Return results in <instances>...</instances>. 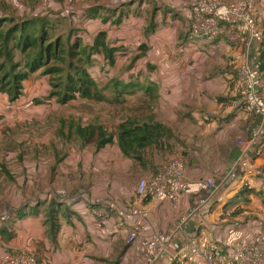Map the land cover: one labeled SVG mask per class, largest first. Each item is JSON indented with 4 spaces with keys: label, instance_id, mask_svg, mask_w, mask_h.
Returning <instances> with one entry per match:
<instances>
[{
    "label": "crops",
    "instance_id": "obj_1",
    "mask_svg": "<svg viewBox=\"0 0 264 264\" xmlns=\"http://www.w3.org/2000/svg\"><path fill=\"white\" fill-rule=\"evenodd\" d=\"M189 2L157 0V6L165 8V20L167 16L189 20L190 11L182 7L183 3ZM258 7L261 11L259 26L264 37V0H258ZM156 23L155 28L149 29V42L142 38L148 55L158 45L154 43L159 40L158 37H163L168 31L161 23ZM163 44L165 48H172L165 39ZM175 49L179 55L185 53L174 65L166 62L168 60L145 62L156 68L159 66L162 72L163 68L166 70L164 75L157 77L162 102L155 120L167 125L175 136L174 124L187 119L184 116L190 117L191 124H194L190 131L201 134L200 139L193 142L203 149L205 161L201 160L198 151L192 155L196 158L193 166H190L188 159H182L187 177L190 180L214 177L220 183L216 185L214 193H184L179 202L140 198L137 194L139 179L151 178L163 159L154 156L145 161L146 166H138L141 171L138 174L132 171L134 161L126 156L123 165L125 172L104 171L105 147L116 142L121 156H124L119 140L115 138L113 143L101 148L96 146L97 139L84 142L77 152L68 151L67 155L48 157L46 161L37 154L29 180L31 205H36L33 209L35 214L24 228L19 221L11 226H7V223L0 225V263L6 252L25 249L23 242L27 237H30V249L35 251L39 264H163V260L152 263L147 258L143 241L152 233L174 234L166 256L178 255L186 248L188 235L201 229L211 231L217 241L224 240L232 225H238L249 240L264 233V155L253 160V165L261 169L262 177L247 174L245 168L238 164L242 155L238 141L251 137L258 117L241 105L236 86L237 71L247 60L259 61V54L255 48L248 49L244 41H232L227 35L215 42L185 35L182 46ZM213 51H217L219 56L217 64L227 62L229 67L225 74L211 72L214 61L206 64L199 61L203 54ZM173 66L175 69L178 67L180 74L184 75L170 76ZM187 68L192 69L190 75L185 74ZM203 70L210 73L202 75ZM146 83L149 84V81ZM180 102L186 105L181 107ZM164 143L166 147V139ZM216 158L219 164L217 169ZM54 165L56 168H52ZM130 169L131 172H128ZM8 181L6 175L0 173V213L7 208L8 196L12 200L10 210L17 211L24 200L23 190L28 188L23 186V180L11 183L13 185ZM246 182L250 184V189L245 201L240 200L238 195ZM52 201L63 205V212L68 210L60 216L56 235L50 231L49 222L42 221L40 212L44 205H50ZM111 202L123 209L137 206L147 210L144 226L136 232L134 241H129V234L134 231L135 221L121 226L120 214L110 208ZM99 211L106 215V220L102 219ZM229 213L239 222L230 224ZM185 216L188 219L182 224Z\"/></svg>",
    "mask_w": 264,
    "mask_h": 264
},
{
    "label": "rangeland",
    "instance_id": "obj_2",
    "mask_svg": "<svg viewBox=\"0 0 264 264\" xmlns=\"http://www.w3.org/2000/svg\"><path fill=\"white\" fill-rule=\"evenodd\" d=\"M195 1L183 3L182 7L190 11ZM157 5V0H0V30H8L10 38L22 34L17 31L20 26L24 27V34L35 31L37 36L42 34L43 28L40 27H45L51 37L50 41L47 40L49 43L64 39L66 49L81 44L77 48V51L84 50L80 56L73 60L65 56L62 62L52 59L50 65L63 67L65 71L61 75L64 77L72 71L70 61L86 67L98 84L97 89L102 97L101 100L85 99L77 94L75 99L62 102L57 92L58 86L54 84L57 82L54 74L46 72V65L35 71L29 69L28 64L35 57L34 51L15 49V40H10L5 48L4 42L0 41V173L6 175L10 184L23 180V186L28 187L23 190L24 200L17 211L10 210L12 200L10 196L7 197V208L2 212L10 217L5 222L7 226L19 221L24 228L35 214L32 209L34 204L31 205L29 180L37 154L46 161L48 157L67 155L68 151L77 152L85 140L80 127L86 130L102 126L113 132L117 140L118 126L122 121L137 118L142 121L158 116L162 99L158 93L157 77L164 75L166 70L163 68L162 72L159 66L149 69L145 62L168 60L166 62L174 65L185 53L179 55L175 48L184 43L185 35H189V26L186 23L188 20L173 19L171 16L165 20V8ZM156 21L168 28V31L163 37H158L159 40L154 42L158 45L148 55V48H142V38L149 42V29L155 26ZM102 31L107 33L108 46L116 49L113 62L105 52L94 48L96 38ZM164 39L172 48H165ZM203 55L199 59L201 63H215L211 72L226 73L229 67L227 62L220 65L216 63L219 58L217 51ZM172 68L170 76L184 75L180 74L178 67ZM191 71L187 68L185 74L190 75ZM20 73H27L28 76L21 82L20 94L12 95L6 89ZM207 73L210 72L203 70L202 75ZM185 105L184 102L179 103L181 107ZM241 105L245 106L243 102ZM181 110L187 112L185 108ZM184 117L187 119L174 124L173 129L177 135L166 139V147H148L141 154V162L128 156L135 164L132 171L140 174L138 166H146L145 161L148 162L154 156H161L163 162L186 158L190 166H193L196 158L192 155L198 151L201 160L205 161L203 149L193 142L200 139L201 134L191 132L194 124H191L189 116ZM98 136L97 131L94 140ZM103 154L106 159L104 171L111 169L118 174L125 172L123 165L127 155L121 156L116 142L105 147ZM217 167L219 164L216 158ZM52 168H56V165ZM48 208L49 205H44L40 211L43 222L49 221L52 215L51 211H47ZM53 209L56 211L55 206ZM60 216H63L62 212H58L59 219ZM229 216L230 224L239 222L230 213ZM29 238L24 240L23 247L26 248L21 251L31 250Z\"/></svg>",
    "mask_w": 264,
    "mask_h": 264
},
{
    "label": "built area",
    "instance_id": "obj_3",
    "mask_svg": "<svg viewBox=\"0 0 264 264\" xmlns=\"http://www.w3.org/2000/svg\"><path fill=\"white\" fill-rule=\"evenodd\" d=\"M260 18L258 0H197L190 8L189 32L192 38L210 42L227 35L232 41H244L248 49L255 48L259 54L263 41ZM236 86L241 102L258 117L251 137L238 141L242 148L238 164L245 168L247 174L262 177L261 169L253 165L255 158L264 155V72L258 60H247L238 68ZM217 184L220 183L211 176L190 180L184 161L174 158L163 162L151 178H141L137 194L142 199L179 202L184 193L213 194ZM245 186L250 189L247 182L243 188ZM239 199L242 200L243 196L240 195ZM109 206L120 214L121 226L135 221L134 231L129 234V241H134L136 232L144 226L147 210L137 206L123 209L114 202ZM9 218L6 213L0 214V225ZM102 219L106 220V215ZM187 219L185 216L181 223L185 224ZM173 238L174 234L168 232L147 236L143 242L148 260L152 263L163 260V264H264V233L249 240L238 225L228 228L223 241H217L207 229L193 231L187 237L185 249L176 256H166ZM0 264L39 263L35 251L19 250L7 252Z\"/></svg>",
    "mask_w": 264,
    "mask_h": 264
},
{
    "label": "trees",
    "instance_id": "obj_4",
    "mask_svg": "<svg viewBox=\"0 0 264 264\" xmlns=\"http://www.w3.org/2000/svg\"><path fill=\"white\" fill-rule=\"evenodd\" d=\"M41 23V21H39ZM37 23L34 24V27ZM42 26V23H41ZM189 26V20H188ZM30 27V26H29ZM42 29V34L37 36L35 31L25 32L24 27L20 26L17 31H21L22 34L14 35L12 37L8 35V30L5 32L0 30V41L4 42V47L7 48L10 40L14 41L15 49L20 50H32L35 52V57H33L32 61L29 62L28 67L30 70L35 71L41 66L46 65V72L54 74V79L57 81L54 84H57L59 95L61 96V101L66 102L70 99H75L79 94L80 97L85 99H97L101 100L102 97L97 89L98 84L91 76L90 72L86 67L80 66L73 61H70L69 67L72 71L66 73L64 77L61 75L65 69L59 65L52 66L50 65V60L55 59L58 61H65V56H68L71 60L75 57L80 56L84 51H77V48L81 47V44H77L65 48L66 41L64 39H58L54 44L49 43L51 37L49 32L45 27H40ZM10 33V32H9ZM12 34V32H11ZM190 35V32H189ZM107 33L106 31H102L99 33L96 38L94 48L96 50H101L105 52L108 58L113 62L114 61V52L116 49L110 48L107 44ZM142 48L146 49V45L142 44ZM259 62L261 65V70L264 72V37L262 41V45L259 53ZM149 69H155L156 66L150 63L147 64ZM28 76L27 73H20L17 79H14L13 83L9 85L6 91L12 95L20 94V90L22 88V80ZM56 76V77H55ZM150 86V85H149ZM150 87H148V90ZM246 107V105H245ZM82 135L85 136L84 142H90L94 140L95 135L98 131V138L96 140V146L98 148L104 147L109 143H113L114 141V133L108 131L106 128L99 127H91L90 129L79 128ZM173 136L172 130L162 122L155 120V118L148 117L146 120L137 119H126L122 121L118 126V140L120 147L125 155L129 157H134L138 161L143 160L142 152L145 151L148 147L156 146L157 148H163L164 141L168 137ZM249 190L247 188H243L240 191V195L243 196V200H247V194ZM35 205V204H34ZM33 205L32 209L35 208ZM54 206L56 207V211H54ZM63 206V205H62ZM62 206H59L57 201H52L49 205L48 210L52 212L50 216V220L48 221L50 224V231L53 235H56V231L59 227V218L58 212H63ZM69 206L65 209H68Z\"/></svg>",
    "mask_w": 264,
    "mask_h": 264
}]
</instances>
